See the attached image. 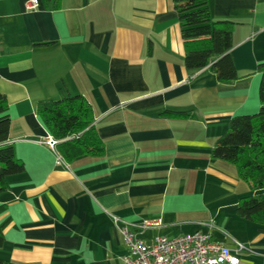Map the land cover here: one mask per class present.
Returning <instances> with one entry per match:
<instances>
[{
    "label": "crops",
    "instance_id": "obj_1",
    "mask_svg": "<svg viewBox=\"0 0 264 264\" xmlns=\"http://www.w3.org/2000/svg\"><path fill=\"white\" fill-rule=\"evenodd\" d=\"M29 1L0 0V91L9 141L25 162L0 194L8 222L0 257L123 264L117 216L134 227L159 219L144 230L147 242L212 232L245 245L240 264H264V225L237 213L252 189L235 165L211 156L230 119L261 105L264 0H209L215 20L234 22L232 81L186 67L175 0H39L35 9ZM66 94L91 103L103 154L58 162L42 142L51 134L38 104Z\"/></svg>",
    "mask_w": 264,
    "mask_h": 264
},
{
    "label": "trees",
    "instance_id": "obj_2",
    "mask_svg": "<svg viewBox=\"0 0 264 264\" xmlns=\"http://www.w3.org/2000/svg\"><path fill=\"white\" fill-rule=\"evenodd\" d=\"M59 6L60 0H45ZM185 40V65L190 70L209 66L221 81L239 77L231 56L234 22L215 20L209 0H175ZM216 58L214 61H212ZM260 108L254 113L233 116L226 131L211 150L215 159L236 166L241 179L252 192L240 198L237 213L264 225V61L259 64ZM38 115L50 134L59 139L58 149L64 158L103 154L102 141L95 126L91 103L83 94H66L62 98L40 101ZM179 113L167 111L165 113ZM11 114L9 102L0 91V194L9 188L8 177L25 171V162L9 141ZM7 209L0 204V214ZM6 222H0V246L4 244ZM0 264H16L0 257Z\"/></svg>",
    "mask_w": 264,
    "mask_h": 264
},
{
    "label": "built area",
    "instance_id": "obj_3",
    "mask_svg": "<svg viewBox=\"0 0 264 264\" xmlns=\"http://www.w3.org/2000/svg\"><path fill=\"white\" fill-rule=\"evenodd\" d=\"M38 6L39 0H30L27 4L29 9ZM42 142L56 152L58 162L64 161L57 150L58 138L51 134ZM113 219L127 246V252L122 257L123 264H240L238 252L245 248L239 242L232 248L214 239L212 232L201 231L176 237L156 235L152 242H147L142 237L144 230L159 225V219L144 220L136 227L117 216Z\"/></svg>",
    "mask_w": 264,
    "mask_h": 264
},
{
    "label": "rangeland",
    "instance_id": "obj_4",
    "mask_svg": "<svg viewBox=\"0 0 264 264\" xmlns=\"http://www.w3.org/2000/svg\"><path fill=\"white\" fill-rule=\"evenodd\" d=\"M259 108H260V105H259ZM204 216H205V214L200 213V214H196V215L194 216V218H196V219H201V220H205ZM147 236H148V237L150 236V232L147 233Z\"/></svg>",
    "mask_w": 264,
    "mask_h": 264
}]
</instances>
